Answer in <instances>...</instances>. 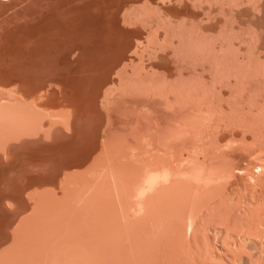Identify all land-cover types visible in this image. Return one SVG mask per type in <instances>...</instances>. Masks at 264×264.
I'll list each match as a JSON object with an SVG mask.
<instances>
[{
    "label": "bare ground",
    "instance_id": "obj_1",
    "mask_svg": "<svg viewBox=\"0 0 264 264\" xmlns=\"http://www.w3.org/2000/svg\"><path fill=\"white\" fill-rule=\"evenodd\" d=\"M25 1L0 0V7L7 6V9L4 7L7 11L0 10V17H3V11L6 14L11 8L13 11L11 10L9 14L13 13L12 16L16 20L13 24L12 16L6 14L10 16L8 20L4 15L7 23L0 22L10 28L9 32L6 31L9 28L5 29L6 33L4 29L3 32L0 31V36L2 33L4 37L7 34L4 46L0 44V79L7 80V85H11L7 89L0 88L5 92L0 95V135H14L19 131L46 132L47 122L50 126L61 123L68 131L73 129L76 131L79 123L83 121L80 126L83 125V131L104 133L102 136L98 134L102 137L100 142L99 139L96 141L95 137L92 140L91 136L89 137L90 132L88 133L90 144L92 142L100 144H97L98 148L96 143L92 144L98 150L93 149L97 151L92 162L82 170L81 177L78 175L79 179L82 178L84 181L89 178L96 179L94 180L96 184L98 179L101 181L109 178L115 182V186H119V182L133 186L137 198L132 199L131 210L142 219H150L152 209L158 202H162L167 209L177 208L181 218L185 220L177 230L167 227L169 229L166 233L172 236L174 234L172 232L175 231V237L176 234L183 236L187 240L184 244L189 243L188 252L190 244L193 249L198 246L197 250L199 248L201 251V244L204 243L202 241L206 240L204 237L206 231V234L200 233V217L201 222L211 220V224L214 222V225L217 223L223 225L219 228L224 229V235L228 238V250L234 254L233 258L231 257L233 264H264V18L263 22H259L262 21L260 12L264 13V0H167L168 3L164 5L161 3L163 0H128L129 2L125 0V4L120 2L123 5H118L124 9L122 21L140 25L136 24L139 27L131 28L132 30L125 28V33L118 19L115 20L118 14L112 12L118 10L115 7L117 4L108 3V6L105 3L103 8L106 6L105 11H109L107 16H112L113 13L112 19L107 18L109 32L106 31L110 38L106 37L111 39L110 41L113 40L107 48L109 55L112 54L115 58H112L113 61L107 58L112 63L104 70L103 73L106 75L102 82L96 81L95 85L92 83L94 79L90 81L95 87L88 89L89 94L85 89L86 99L79 95L77 100L72 99L74 103L70 101V95L66 96V93L62 92L65 93L63 97L65 95L66 98H70L67 107L71 108V111L66 110L64 113L62 108L58 111L49 109L52 103V108H56L54 100L52 101L50 97L53 88L51 86L56 85L55 88L58 89L57 85L67 88L66 84H75L73 89L76 90L75 94L78 93L76 88L80 86L83 69L87 63L95 64L92 60L95 56L93 52L97 51L96 42L98 44L101 36L98 23L91 26L88 34L82 28L83 25H79L81 21L75 28L76 20L83 15L76 14L79 8L77 11L70 8L73 5L74 8L81 5L77 0L70 2L38 0L43 10L48 9L46 12L36 9L38 2L32 7L29 1H26L28 3L26 6L31 7L25 11ZM36 1L32 0L31 3ZM60 1L69 5L71 3L68 9L72 12H68L66 6L69 5L66 4L63 10L56 9L64 11L60 16L62 18L58 16L59 13L57 17L64 22V15L66 14V17L69 15L67 12L71 15L75 12L77 16L71 19L73 21L70 23L75 30L69 24L70 19L69 27L67 21L65 24L58 21L57 24L58 18L53 17L56 14L51 16ZM81 1L83 5L86 2ZM40 2L47 6L44 7ZM73 2H77L76 5ZM50 5L54 11L50 10ZM113 6V10L110 11L109 8ZM95 8L98 9L96 6ZM84 9H80L81 12ZM21 10L25 13L21 14ZM52 17L56 18V22ZM22 19L26 20L20 21ZM17 22H25V25L21 23L17 28L13 27L18 25ZM8 23L11 25L7 26ZM65 25L72 30L68 31L70 36L74 30V41H77V37L78 40L84 41L88 37L87 39L93 41L95 46H92L88 53L80 44H70L72 46L66 48L65 41L69 42L73 37L68 40L69 34L66 35V32L69 28ZM5 26L0 25L4 28ZM1 38L0 43L3 42ZM104 39L106 40L105 37ZM87 43L89 44L88 41ZM151 55H155L152 61ZM85 57L93 62L89 59L88 62L85 61ZM67 70L71 73H67ZM65 74L70 76L65 77ZM48 102L51 103V107H48ZM66 103L67 101L63 102V105ZM78 103L82 105H78L80 108L77 111L74 109ZM72 110L76 112L73 113ZM101 113L104 120L99 121L102 123L99 124L98 119H103L99 115ZM74 122L77 127H74L76 126ZM59 124L58 127H63ZM50 128L47 132H50L52 129ZM62 129L64 132L66 128ZM79 131L82 132V130L76 132ZM21 132L17 134L21 135ZM23 135L24 133L21 136ZM7 138L9 141V137ZM2 141L0 142L3 144ZM89 147L86 153L88 156L92 154V147ZM94 183L91 188L95 186ZM88 187L87 193L90 191ZM234 188H239L241 194H238L235 201L230 202L228 200L230 197L227 196H231ZM245 190L248 191L247 196L249 195L247 199L244 197ZM196 209L200 210L199 213L195 211ZM191 210H194L196 216H189L192 214H188ZM213 229L214 227L211 228V232ZM221 233L219 230V235ZM220 255L219 253L218 256ZM212 259L211 264H215V259ZM216 263L219 264L218 261Z\"/></svg>",
    "mask_w": 264,
    "mask_h": 264
},
{
    "label": "rangeland",
    "instance_id": "obj_2",
    "mask_svg": "<svg viewBox=\"0 0 264 264\" xmlns=\"http://www.w3.org/2000/svg\"><path fill=\"white\" fill-rule=\"evenodd\" d=\"M26 1L27 2L29 1V4H31V6L35 5V3L38 2V0H37L36 2H33L34 3L33 4V3H31L32 0H26ZM39 1H43V0H39ZM45 1L46 0H44V2ZM52 1H54V0H52ZM63 1H65V0H63ZM63 1H60V4H57L58 6L63 4L62 7H58V6L53 4L54 7L55 6L57 7V8H55V12L56 11H59V12H56V13L53 12V13H51V16H52V14L53 15L56 14L53 17H56L58 19L62 18L60 16H62L61 14L64 11L63 12H60V11L63 10V7H65L67 2H70V0L67 1L66 3L65 2L63 3ZM73 1H76V0H73ZM80 1L81 0H77V2H79L81 5H79V3H78L79 6L78 7L76 6V8L73 7L74 5L72 7H70V5H72L71 3H70V5L67 4L69 6H66L67 9L70 7L71 9L73 8V10H76V11L78 10L77 8H79V10H78L79 12L77 11L76 14L80 13L79 15H82V13H83L82 17L79 16L78 19L76 18L78 21L75 19L76 20L75 28L77 26V23L81 21L82 24L81 23L80 24L78 23V24L83 25L82 28L85 29L84 30L85 33L88 34L87 32H89L92 29L91 26H93V24L97 25V23H98L97 27H98V31L101 32V36L98 40V44L96 42V45H98V46H95L93 41H91L90 39H87L88 37L87 38L85 37L86 38L85 41H84V39H82L84 42L81 39L78 40V37L76 38L77 41H74V39H75V34H74L75 28H73L74 26H72L70 23H72V21H73L71 19H74V17H76L77 15L74 14L75 13L74 11H73L74 13L71 15L70 13L72 12V10L70 12V10H69L70 8L68 9L69 10L68 12H70V13L67 12V14H69V15L67 17L65 16L66 14L64 15V19H65L64 22L62 19L58 20L55 18L57 20V22H56L55 19L52 17L57 24H58V21H60V22L62 21L64 24L67 21L66 24L68 25V21H69L68 19H70L69 24L71 25V28H73L74 30L71 34L72 36H70V33H68V31L71 30L69 28L70 25H68L69 27L67 25H65L67 28H69V30H67V28H65L67 30V32H66L67 34L66 33L65 34L66 35L69 34V37L67 36L68 40L70 37H73V40L70 39L69 42L65 41L64 44H65L66 48L69 49L73 44H78V45L80 44V47L82 49H84L86 51V53H88L91 50V48H93L92 46H95V48L98 47L97 51L93 52V54L95 56H93L92 60L95 62V64L90 63L93 61L88 58L89 56L85 57V59H84L87 62L90 60V62H89L90 64L89 65H88V63L86 64V66H85L86 68L83 69L84 74L82 71L83 76H81L82 78H80L82 84L80 83V86L78 88H76V89H78L77 94H75L76 90L73 89V85H75V84H72V85L66 84V85H68L67 88L65 86L66 89H71V88L73 89V90L71 89V90H67V91L64 87H61L63 85H57V86H59L58 89L55 88L56 85L51 86L53 88H51V90H52L51 94L52 95L50 97L52 99L51 98L50 99L52 101L54 100L53 102H54V105L56 106V108L55 107H54V109L52 108L53 103H52V107H51V105H50L51 100H49L50 102H48L49 103L48 107H51L49 109H51L53 111L54 110L58 111L59 109L62 108L61 109V110H63L62 113H64L66 110L68 111L71 109V108H69V106L67 107L68 100L70 98H71L70 101L72 99L77 100V97L79 95H81L82 97L85 98L86 97V90L85 89H87V93L88 92L90 93V91L88 90L89 88L95 87L97 82L100 83L104 80V76L106 74L103 72H105L104 70H106L110 66V64L112 63V61H113L112 58H115L112 56V54L110 56L109 55L110 53L108 52V48L113 43V40L110 41L111 39H109L110 38V35L108 34V32H109L108 28L109 27H107V24H108L107 20L109 21V19H107V18L109 17L112 19L113 13L111 14L112 16H109V15L107 16V14H109V11H105L106 6H105V9L103 8L105 3L106 4L110 3L112 5L117 4L115 7H117L116 9H118L119 12H118V10L117 11L113 10L114 6L112 8H109V7H107V8H109L110 11L112 9L113 10L112 12L115 11L114 12V14L116 13L115 15L118 14L117 15L118 17L115 16L116 17L115 20L118 19L120 25L124 29V31L122 29H121V31H123L124 33L126 32L125 28L130 30L131 28H138L140 26L139 23H136L137 25H139V26H137L135 23H130L127 21H126L127 23H125V21H122L124 9H123V6H121V8H122V10H121L120 6L118 7V5L122 4L120 2H124L123 4H125V0H123V1H120V0H94V2H93V0L92 1L91 0H88V1L85 0L86 2L84 3V5H83V3H81L82 1L81 2ZM153 1H156V0H153ZM27 2L25 3V6L28 5ZM44 2H42V3L40 2V3L42 5H44L45 4ZM49 2H51V1H49ZM57 2H59V1L57 0ZM77 2H73V3L75 4ZM126 2H129V1L127 0ZM98 3H99V5H98ZM161 3H163V5H164V4H167L168 1L163 0V2H161ZM38 4H39V2L37 3V5ZM47 4H49V3H47ZM51 5H50V10H53V9H51V7H52ZM40 6L41 5L39 4L37 6V8L36 7L35 8L36 9H42V6L41 7ZM46 6L44 5V7H46ZM80 6L85 7V9L82 7L80 8ZM95 6L98 7V9H97L98 12H96L97 10H96ZM108 6H109V4H108ZM4 7H0V10H3V9L5 10V8L7 9V6L5 8ZM30 7L26 6L25 11H28V8H30ZM32 7H34V6H32ZM58 8H61V10L60 9L56 10ZM80 9L81 10L84 9V11L81 12ZM11 10L13 11V9H11V8L8 9L9 12H7L6 14H9L10 12H12ZM34 10L35 9H33V11ZM92 10L93 11L95 10L94 12H96V14H97L96 16ZM5 11H7V10H5ZM25 11H23V12L25 13ZM43 11L46 12V11H48V9L46 11L45 10H43ZM23 12L21 10V14ZM50 12L51 11H49V13ZM103 12H104V14H103ZM2 13H3V15H2L3 17L2 18L0 17V22L7 23L6 19L4 18V15L8 19L10 16L13 15V13L9 14L10 16L4 14L5 13L4 11ZM58 13L60 15H58ZM89 14H92V15H89ZM263 14H264L263 11L260 12L259 16H260V19H262V21L259 20V22H263V18H264ZM57 15L60 18L57 17ZM73 15H75V16H73ZM105 16H107V17L105 18ZM13 17L14 16H12V18ZM243 17L246 18L245 16H243ZM81 18H83V20H81ZM94 18H96L97 21H95ZM104 18H105V20H104ZM93 19H94V21H93ZM119 19H121V20H119ZM25 20L22 19L20 21H25ZM257 20H258V18H257ZM113 21H114V19H113ZM12 22L14 24V23H16V20L13 18ZM60 22H59V24L62 23V22L61 23ZM114 22L117 23V21H114ZM122 22H124V23H122ZM4 23H2V24L0 23V25L5 26L6 24L4 25ZM21 23H23V22L18 23V25H13V27L16 26V28H17L19 26V24H21ZM24 23L22 25H25ZM74 24H75V21L73 22V25ZM10 25L11 24L8 23L7 26H10ZM120 25L117 23V26L120 27ZM13 27L11 26V30L13 29ZM20 27H21V25H20ZM79 27L81 28V26H79ZM106 27H107V29H106ZM0 28H1L0 29L1 32H3L2 31L3 29L5 32V29L9 28V27L5 26V28L4 27H0ZM21 28H23V27H21ZM6 31L9 32L10 28ZM106 33L108 35H106ZM2 34H3V36H2ZM2 34H1V36L3 38V40H2L3 42L0 43L1 46L4 44V41H6L5 37L7 36V34H5V37H4V33H2ZM73 34H74V36H73ZM11 35L12 34H10V36ZM1 36H0V38H1ZM10 36H8V37H10ZM103 36L106 38L107 41L104 39ZM106 36H109V38ZM101 37H103V38H101ZM87 41L89 42V44L87 43ZM110 42H112V43H110ZM109 43H110V45H109ZM70 44H72V45H70ZM90 44H93V45H90ZM107 45H108V48H107ZM0 49H1V47H0ZM152 55L150 56L151 61L155 59V55L154 56H152ZM90 57H92V56L90 55ZM150 57H149V59H150ZM152 57H154V58L152 59ZM107 58L112 59V61L108 60ZM105 59H107V61L109 63L107 61L105 62ZM93 65L95 68L93 67ZM104 67H106V68L104 69ZM64 73H66V71H64ZM67 73L70 74L71 72L67 70ZM69 76H66V74H65V77H69ZM91 80H93L92 83H95V85L94 84H92L93 86L91 85V83H90ZM0 81H1L0 82V85H1L0 88H2V89L3 88L7 89L9 86H11L10 84L7 85V82H8L7 80L3 81V79H0ZM3 83H6L7 86L3 85ZM69 85H71L70 86L71 88L69 87ZM88 85H89V87H88ZM54 88H55V91L53 93ZM63 89H65V90H63ZM73 91H74V93H73ZM2 92L3 91L0 89V95ZM62 92H65L66 96L70 95V98L69 97L66 98L65 95H64V97H65L64 98L63 94H65V93L62 94ZM3 94H5V92H3ZM61 94H62V96H61ZM59 96H61V97L59 98ZM73 96H74V98H73ZM73 100H72V102L75 103V101H73ZM79 100H81V99L79 98ZM62 101L64 103L67 101L65 106L63 105ZM79 104L82 105L81 103L76 104V106H75L76 109H74V110L78 111V108H80V106H78ZM69 105H71V104H69ZM72 106H74V104ZM74 112H76V111H73V113ZM75 115H76V113H75ZM99 115L101 117L104 116L102 113ZM100 116H99V118H100ZM102 118L103 119H100V120L98 119V122L99 121L101 122V120L103 121L104 117H102ZM76 119H78V118L76 117ZM45 121L47 122L46 119H45ZM42 122H41V126L43 127ZM76 122L79 123V121H76ZM82 122L79 123L80 126H81V124H83ZM100 122H99V124H102ZM74 123L72 125H74ZM47 124H49V122H47L45 125L46 130L48 131V128H50L53 125L50 126V124H49V127L47 128V126H48ZM58 124L51 127L53 129V131L50 128L51 129V130L49 129L50 132H47V131L45 132V130L42 132V130H41V132H42L41 133V132H38L40 130H37L34 133L33 132L30 133V131H26V133H25V131H24L23 133L25 136L24 135L21 136L23 133L21 131H19L17 133L20 134V132H21V135H18L17 133L14 135L9 134V136L4 135L6 137H4L3 135H0V136H3L2 138H0V141L3 140L2 141L3 144L0 142V147H1L0 148V264H173L174 262H175L174 264H196L197 262H199V264H208V263L211 264L212 262H210V261L213 260L212 258L215 259V262H214L215 264H217L216 261H218L219 264H233V261H232L233 259H231V257L234 256V254L229 252V250H228L229 242L227 241L228 238L224 235L225 234L224 229H221V227H223L222 224L217 223L214 225V222H213V224H211V220H208L207 222L210 221V223L207 224L206 221L201 222V218L199 217V221H200L199 224L200 225L199 224L198 225L201 229L200 233H202V234L207 233L206 235L209 236V239H208V236L204 235L206 240L204 238L205 241H202V243L203 242L204 243L201 244V246H202L201 248L203 249V250L201 249V251L203 253L200 251L199 248L197 250L198 246L195 247V244H193V246L195 247L194 248L195 250L193 249L192 244H190L191 248H190V251H189L190 253H189L188 252L189 243L184 244L187 242V240H185L183 238V236L180 237L176 234V237L177 236L178 237H177V239H175L176 238L174 235L176 233L175 231L172 232V233H174V234H172V236H171V234L166 233L167 229H169V228H172L173 230H177V228H179L183 224V221L185 220L183 217H182L183 218V220H182L180 213H179V210L177 208H175L176 210L175 209L174 210L167 209V208H164L162 202H158V204H155L156 206L154 205V208L152 209V214H151L150 219H147V220L142 219L137 214H133V212L131 210V204L130 203H131L133 198H135V199L137 198V195H136L137 193L135 190H133V189H135L133 186H131L132 187L131 188L130 185L128 186V183H126V182H119V184H118L119 186H115L114 185L115 182L113 183V181L109 180V178L105 179V180H101V181L98 179V181L100 183L97 181L96 184L94 183L95 182L94 180H96V179L90 180L91 178H89L90 181L87 179L88 182L86 180L84 181V179H82V178L79 179V177H81V174L83 173L82 170L91 164L92 158H93L94 154L96 153V151L98 150L97 148L99 147L98 145L100 144V143L95 142L96 145L98 144L97 148H96V146L92 145L94 142H92V144H90L91 140L89 142V139L91 138L93 140L95 137L96 141L99 139L98 142H100V140L102 138L101 137L102 133H104V132L100 131L98 133V131L97 132L89 131L90 132L89 133L88 131H83L84 130L83 125H82V127H80V126L77 127V124L75 123L76 126H74V127H77L78 130H82V132H80V131L76 132L78 130L75 129L76 131H74V129H73V131L71 130L73 132L72 133L71 131H68V128L65 127L64 125H62L61 123L59 125H62L63 127L60 126L61 127V129H60V127H58ZM45 127H44V129H45ZM62 128H66L65 129L66 132H65V130L63 132ZM80 128H83V129H80ZM71 129H72V127H71ZM59 131H62V132H59ZM28 133H30V134L27 135ZM67 133H68V135H67ZM74 133H75V135H73ZM35 134H37L36 137L34 136ZM63 134H65V136ZM98 134H101V136ZM30 135L33 137H31ZM88 135H89V137L91 136L89 139H88ZM96 135H97V137H96ZM20 136H21V138L18 139L17 137H20ZM67 136H69V137H67ZM84 136H85V138H84ZM7 137H9V141H12L13 143L9 142ZM12 137L13 138L15 137L17 139H13ZM24 137H25V139H24ZM4 138H6V140ZM11 138H12V140H11ZM4 141H5V143L9 142L7 144V146L5 145ZM18 143H20V144H18ZM86 146L87 147L90 146L89 148L92 147V154L88 153L89 156L86 154L87 153V147ZM93 146H94V148H93ZM3 149L5 152L3 151ZM93 149H97V150L95 151ZM89 150H88V152H89ZM93 151H95V152L93 153ZM86 156H87V158H86ZM77 172H78V174H77ZM70 175L73 176V178ZM78 175H80V176L78 177ZM74 176H76V177H74ZM80 180L83 181L85 184L83 182L81 183ZM71 181H73V182H71ZM87 183H88V186L90 187L89 193H87L89 190V189H87L88 186H86ZM93 183L95 185L92 187V188H94V190L91 188ZM80 184H81V186L78 187V185H80ZM89 184H91V185H89ZM74 186H75V188H74ZM82 186H84L86 188H82ZM73 188H74L75 192L72 191ZM96 188H97V190H96ZM64 189H66V190L64 191ZM91 189L93 190V192H91L92 191ZM236 189H238V190H236ZM80 190H82L83 192L81 193ZM68 191L70 193H68ZM133 191H135V192H133ZM235 191H237V192H235ZM64 192H65V194H64ZM76 192H78V193H76ZM232 192L233 193H231V196L230 195L227 196V198L230 197L228 199L230 202L233 200L235 201L237 199L238 194L240 193V190H239V188H234L232 190ZM245 192H246L245 193L246 195L244 194V197H245V199H247V197H249V195L247 196L248 191L245 190ZM66 193L68 196L66 195ZM73 193H74V195H73ZM79 193H80V195H77ZM70 195H71V197H70ZM75 195H77V196H75ZM58 201H59V203H57ZM195 211H197L199 213L200 210L196 209ZM193 212H194V210L193 211L191 210L188 212V214L192 213L191 215H189L190 217L196 216V214ZM136 216H138V218ZM201 224H202V226H201ZM219 226H221V227L219 228ZM167 227H169V228H167ZM212 227H214L213 230H215V232L213 230L211 232ZM219 230H220V232H222L221 235H219ZM205 231H206V233H205ZM225 237L227 238L226 240H225ZM182 240H184L185 242H183ZM176 241H177V243H176ZM225 241H227V242H225ZM178 243H179V245H175ZM227 243H228V245H227ZM180 244H182V245L180 246ZM185 245H187V246H185ZM206 247H207V249H206ZM223 247H225V248H223ZM216 248H217V250H216ZM178 249H180V251ZM184 250H186V251H184ZM214 251H216V252H214ZM219 253L221 254L220 256H218ZM202 254H204V255H202ZM206 254H207V256H206ZM216 255L219 258H217ZM216 258H217V260H216ZM179 259H180V262H179ZM181 259H183V261H181ZM176 261H178V263Z\"/></svg>",
    "mask_w": 264,
    "mask_h": 264
}]
</instances>
